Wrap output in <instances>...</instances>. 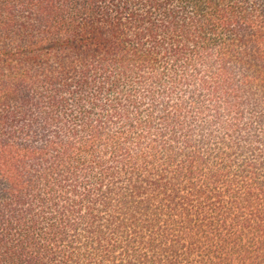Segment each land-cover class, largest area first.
I'll list each match as a JSON object with an SVG mask.
<instances>
[{
  "label": "trees",
  "instance_id": "16d2710c",
  "mask_svg": "<svg viewBox=\"0 0 264 264\" xmlns=\"http://www.w3.org/2000/svg\"><path fill=\"white\" fill-rule=\"evenodd\" d=\"M0 264H264V0H0Z\"/></svg>",
  "mask_w": 264,
  "mask_h": 264
}]
</instances>
